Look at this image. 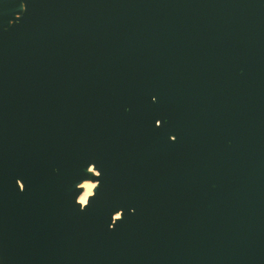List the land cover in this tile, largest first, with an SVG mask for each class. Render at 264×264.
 <instances>
[{"label": "water", "instance_id": "95a60500", "mask_svg": "<svg viewBox=\"0 0 264 264\" xmlns=\"http://www.w3.org/2000/svg\"><path fill=\"white\" fill-rule=\"evenodd\" d=\"M0 264H264V0H0Z\"/></svg>", "mask_w": 264, "mask_h": 264}, {"label": "bare ground", "instance_id": "6f19581e", "mask_svg": "<svg viewBox=\"0 0 264 264\" xmlns=\"http://www.w3.org/2000/svg\"><path fill=\"white\" fill-rule=\"evenodd\" d=\"M89 171L93 173H98V171L95 170L92 165L89 167ZM97 185H98V181L93 180L91 178L85 179L81 182L80 186L82 187L83 190L79 195L78 199L83 205L87 202L89 196L93 194L94 189L96 188ZM119 215L120 212L116 213V217H118Z\"/></svg>", "mask_w": 264, "mask_h": 264}, {"label": "snow or ice", "instance_id": "6c2138e0", "mask_svg": "<svg viewBox=\"0 0 264 264\" xmlns=\"http://www.w3.org/2000/svg\"><path fill=\"white\" fill-rule=\"evenodd\" d=\"M160 121H161V120H159V119L156 120L157 123H159ZM23 187L25 188V184L23 185ZM89 204H90V202H89ZM122 218H123V215H121V217L119 218L118 221H120Z\"/></svg>", "mask_w": 264, "mask_h": 264}]
</instances>
